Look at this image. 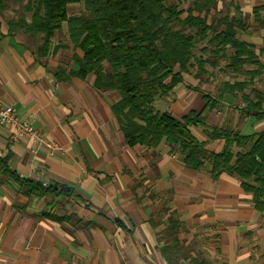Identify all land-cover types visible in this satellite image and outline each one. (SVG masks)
<instances>
[{"label": "crops", "instance_id": "obj_1", "mask_svg": "<svg viewBox=\"0 0 264 264\" xmlns=\"http://www.w3.org/2000/svg\"><path fill=\"white\" fill-rule=\"evenodd\" d=\"M13 2L0 12V101L13 105L21 119H31L55 148L33 135L11 140L14 127L0 125V264H168L158 238L170 217L180 222L177 237L191 255L179 264H264V209L254 207L240 179L224 171L212 177L207 163L191 169L164 143L129 145L111 110L115 97L93 86L94 75L55 77L58 66L73 68L72 49L38 62L25 33L9 32L8 21L20 8ZM216 9L240 17L236 36L258 56L260 74L245 93L264 91V0H216ZM253 67L258 65L244 66ZM229 73L220 70L217 81L209 73L202 78L186 73L155 107L180 118L202 110L203 94H210L216 105L203 109L206 124L240 135L263 131L264 116L241 113V93L217 96L221 82L246 78ZM190 131L199 141L208 139L201 126ZM222 146L221 138L206 142L210 151ZM4 158L24 177L75 191L26 197L2 175Z\"/></svg>", "mask_w": 264, "mask_h": 264}, {"label": "trees", "instance_id": "obj_2", "mask_svg": "<svg viewBox=\"0 0 264 264\" xmlns=\"http://www.w3.org/2000/svg\"><path fill=\"white\" fill-rule=\"evenodd\" d=\"M22 4L19 17L8 21L9 32L22 30L38 62L69 48L58 37L67 23V34L74 51L73 68L63 65L54 70L57 79L94 75L93 86L115 97L111 110L125 141L154 148L160 143L178 153L191 169L207 163L212 177L224 171L236 176L246 192L253 196L254 207L264 209V130L240 135L228 128L209 126L203 109L213 108L216 100L203 94L206 104L199 112L189 111L177 118L167 110H158L154 101L169 95L186 73L202 78L205 67L212 71L245 74L243 81L221 82L217 96L241 93V113L264 116V91L245 88L260 74L258 56L251 43L237 38L243 26L239 16L222 14L216 0H17ZM185 7L181 4L185 3ZM7 0H0V12ZM82 4L79 13H69L70 5ZM36 48L34 46L36 45ZM80 50L82 55L75 53ZM232 49L228 56L227 50ZM224 62V65H221ZM104 64H107V68ZM245 64L258 65L250 70ZM221 68V69H220ZM210 71L209 75H212ZM190 126H201L207 140L223 139L219 151L206 148ZM1 173L14 182L26 197L72 196L68 184H44L12 171L7 159ZM55 217L54 213H45ZM70 219V217H69ZM149 223L154 224L152 218ZM180 222L169 218L158 238L160 251L168 264H179L180 258L191 257L177 237Z\"/></svg>", "mask_w": 264, "mask_h": 264}, {"label": "built area", "instance_id": "obj_3", "mask_svg": "<svg viewBox=\"0 0 264 264\" xmlns=\"http://www.w3.org/2000/svg\"><path fill=\"white\" fill-rule=\"evenodd\" d=\"M0 125L13 126L14 131L10 135L11 140H17L21 136L33 135L38 139L46 140L50 148H55L52 140H47L34 128L31 119H21L11 104L0 101Z\"/></svg>", "mask_w": 264, "mask_h": 264}, {"label": "rangeland", "instance_id": "obj_4", "mask_svg": "<svg viewBox=\"0 0 264 264\" xmlns=\"http://www.w3.org/2000/svg\"><path fill=\"white\" fill-rule=\"evenodd\" d=\"M9 0H7V2H8ZM25 1V0H24ZM13 3H19V5H20V8L18 9V13H17V17H19V11H21L22 10V4L23 3H21V2H19V1H17V0H14V2ZM185 5H186V2L185 3H183V4H181V7H185ZM83 9V6H82V4H72V5H70V8H69V13L71 14V13H79L81 10ZM17 17H15V18H17ZM14 19V18H13ZM67 31H68V29H67ZM66 31V32H67ZM58 37H60V39H62V41L64 42V44L66 45V44H70V46H69V48H63L64 50H70V49H72V45H71V42L69 41V38H68V34L66 33H60L59 35H57ZM36 46H37V43H36V45L34 46V48H36ZM72 51V50H71ZM66 58H68V57H65V59ZM70 59V58H69ZM73 61V62H72ZM70 62L73 64L74 63V60L73 59H71L70 60ZM67 63V65H68V61L66 62ZM105 65V67L107 68V64H104ZM206 68H208V66L206 67ZM209 70L210 71H212V69H211V67H209L208 68V70L206 69V73H208L209 72ZM228 72H230V71H228ZM210 73V72H209ZM212 73V80H218L219 79V71H217V70H214V71H212L211 72ZM229 74H231V73H229ZM231 76H232V74H231ZM106 92H108V93H111V94H113L112 92H110V91H106ZM116 120V119H115ZM116 123H117V121H116ZM116 127H118V123H117V125H116ZM119 128V127H118ZM48 197H50V196H48Z\"/></svg>", "mask_w": 264, "mask_h": 264}]
</instances>
